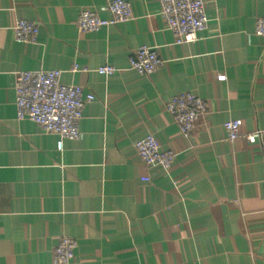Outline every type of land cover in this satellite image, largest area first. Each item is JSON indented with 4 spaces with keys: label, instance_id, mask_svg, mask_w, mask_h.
<instances>
[{
    "label": "crops",
    "instance_id": "crops-1",
    "mask_svg": "<svg viewBox=\"0 0 264 264\" xmlns=\"http://www.w3.org/2000/svg\"><path fill=\"white\" fill-rule=\"evenodd\" d=\"M110 1L0 0V264H54L62 238L77 243L71 264H264V0H204L208 27L192 44L166 29L159 0H123L130 21L81 33L80 12L107 17ZM19 20L39 26L36 44L15 40ZM143 46L164 61L151 76L129 67ZM41 70L95 97L61 152L58 136L17 119L16 74ZM187 92L208 105L189 139L166 112ZM149 134L177 154L168 172L139 159Z\"/></svg>",
    "mask_w": 264,
    "mask_h": 264
},
{
    "label": "built area",
    "instance_id": "built-area-1",
    "mask_svg": "<svg viewBox=\"0 0 264 264\" xmlns=\"http://www.w3.org/2000/svg\"><path fill=\"white\" fill-rule=\"evenodd\" d=\"M160 17L166 29L177 39L178 44H192L200 40L209 23L204 0H159ZM133 18V4L123 0L110 1L107 7V17L101 14L82 10L77 20L81 33H96L103 28L130 21ZM39 26L35 23L19 20L13 28L15 40L19 43L36 44L39 36ZM254 34L264 38V18L256 22ZM164 61L155 49L140 47L129 57L130 70L141 76H151L159 71ZM77 69L74 70V72ZM110 77L117 70L105 66L97 70ZM62 72L58 70L26 71L16 74L15 94L17 119L30 121L41 127L46 133L59 137L57 149L63 151V141H79L82 137L79 123L87 103L95 100L93 95H85L83 89L74 85L61 83ZM221 81L225 80L220 76ZM166 112L179 126L184 138L189 139L196 132L197 124L208 115L207 103L193 93H180L172 97ZM241 121H231L224 124L230 143L241 138ZM260 135L256 133L247 137L255 141ZM139 159L149 167H158L168 172L176 160L177 154L163 151L154 135L139 138L134 144ZM264 163V145L262 146ZM144 182H149L145 179ZM77 243L70 238L58 241L54 250V264H71L75 259Z\"/></svg>",
    "mask_w": 264,
    "mask_h": 264
}]
</instances>
